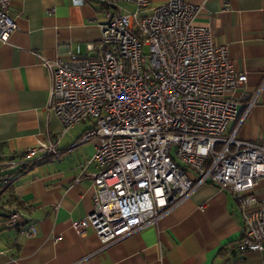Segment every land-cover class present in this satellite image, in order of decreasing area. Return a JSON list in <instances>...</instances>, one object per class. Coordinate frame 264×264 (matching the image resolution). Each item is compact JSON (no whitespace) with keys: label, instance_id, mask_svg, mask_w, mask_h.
Returning a JSON list of instances; mask_svg holds the SVG:
<instances>
[{"label":"built area","instance_id":"2783aa9c","mask_svg":"<svg viewBox=\"0 0 264 264\" xmlns=\"http://www.w3.org/2000/svg\"><path fill=\"white\" fill-rule=\"evenodd\" d=\"M93 1L103 15L98 42L84 52L77 47L65 60L42 62L51 74L50 108L63 131L94 120L77 140L94 143L86 163L97 166L92 207L72 222L74 229H92L101 246H109L210 182L239 204L241 236L234 248L263 250L264 203L253 189L264 176V143L226 132L236 118L232 92L247 79L235 70L227 46L214 42L209 25L195 22L199 8L185 0ZM9 4L0 0L1 42L17 28ZM124 4L133 10L124 11ZM38 155L57 156V140L31 146L26 159L6 164H19L20 173ZM11 177L0 182L9 184ZM4 218L8 227L22 223L18 211ZM34 233L30 227L24 234Z\"/></svg>","mask_w":264,"mask_h":264},{"label":"crops","instance_id":"0c3cea01","mask_svg":"<svg viewBox=\"0 0 264 264\" xmlns=\"http://www.w3.org/2000/svg\"><path fill=\"white\" fill-rule=\"evenodd\" d=\"M185 1L199 8L195 22L211 27L214 42L227 46L235 70L247 76L232 92L236 118L226 132L264 143V0ZM9 14L17 28L0 41V175L12 177L0 182V220L18 211L22 223H0V264H264V249L241 254L234 248L241 236L239 204L210 182L109 246L102 247L92 229L79 234L72 222L91 212L97 166L86 164L94 143L77 140L94 120L86 117L63 131L50 108L51 74L42 62L96 44L102 10L93 0H10ZM52 140L57 156H35L20 173L19 164H6ZM253 193L264 203V176ZM30 227L35 233L26 236Z\"/></svg>","mask_w":264,"mask_h":264},{"label":"trees","instance_id":"16d2710c","mask_svg":"<svg viewBox=\"0 0 264 264\" xmlns=\"http://www.w3.org/2000/svg\"><path fill=\"white\" fill-rule=\"evenodd\" d=\"M2 175H0V177H1ZM5 216H3V218L0 220V223H4V221H5V218H4Z\"/></svg>","mask_w":264,"mask_h":264},{"label":"rangeland","instance_id":"374dc122","mask_svg":"<svg viewBox=\"0 0 264 264\" xmlns=\"http://www.w3.org/2000/svg\"><path fill=\"white\" fill-rule=\"evenodd\" d=\"M219 148H220V145H219V144H217V145H216V149H219Z\"/></svg>","mask_w":264,"mask_h":264}]
</instances>
